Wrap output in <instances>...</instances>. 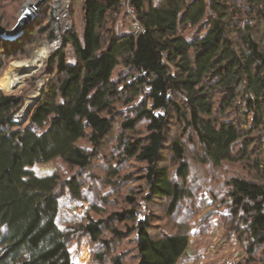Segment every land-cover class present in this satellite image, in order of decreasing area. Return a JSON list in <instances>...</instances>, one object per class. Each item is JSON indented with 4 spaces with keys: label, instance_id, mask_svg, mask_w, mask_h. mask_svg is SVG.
<instances>
[{
    "label": "trees",
    "instance_id": "16d2710c",
    "mask_svg": "<svg viewBox=\"0 0 264 264\" xmlns=\"http://www.w3.org/2000/svg\"><path fill=\"white\" fill-rule=\"evenodd\" d=\"M78 1L83 34L72 24L61 49L49 54L47 64L58 80L31 105L23 124L15 119L24 98L0 89V264H79L69 250L72 234L58 223L59 176H38L31 169L61 159L87 171L93 154L79 143L87 140L98 150L113 130L119 103L139 101L133 118L121 125V162L135 158L146 164L148 201H168L170 215L186 193L172 180L169 164H163V152L170 155L179 179L184 181L190 170L182 137L167 139L171 124L182 128V136L195 133L200 145L195 160L203 165L221 167L238 153L250 161L261 151L253 134L264 130V0H241L244 7L235 0H132L130 6L128 0H71V21ZM48 3L42 5V23L33 21L14 40L0 36V75L15 53L27 56L40 37L56 39ZM128 6L138 30L117 31L110 22ZM4 10L0 3V25L12 30V17ZM193 28L200 31L188 37ZM143 122L145 137L125 142L126 134H135ZM253 145L257 151H249ZM262 165L257 159L255 166L264 173ZM228 185L232 211L246 217L252 247L264 248V183L234 178ZM67 188L81 199L77 179ZM128 202L129 208L107 220L88 218L81 229L108 251L104 231L122 237L114 224L131 222L138 264H179L189 249L188 236L154 237L151 219L138 220L136 200ZM97 258L104 261L103 255ZM111 264L125 260L115 257Z\"/></svg>",
    "mask_w": 264,
    "mask_h": 264
},
{
    "label": "rangeland",
    "instance_id": "374dc122",
    "mask_svg": "<svg viewBox=\"0 0 264 264\" xmlns=\"http://www.w3.org/2000/svg\"><path fill=\"white\" fill-rule=\"evenodd\" d=\"M237 1L235 0V4L239 5L236 6L244 7L241 0ZM38 2L39 0H0L8 15L12 17L9 27L14 28L17 25L23 7ZM133 14L129 6L128 10L121 9L120 13L111 20L110 26L115 25V29L121 32L138 30V24L132 19ZM34 21L41 23L44 21L42 10L40 14H35ZM69 22L71 26L75 25L79 34H83L81 1H78L72 21ZM199 31V28H193L186 34L192 37ZM54 42L40 37L34 46L27 49V56L15 53L14 58L7 63L0 75L2 92L6 95L21 96L25 100V106L18 114L23 112L24 108H28L29 111L43 91L58 80L55 69L47 64L51 55L48 56V52V58L31 72L21 74L22 69L18 66L34 60L40 49L44 52L47 46ZM69 54L73 61L75 59L73 51L71 50ZM121 69L115 73V81L119 79ZM33 71V75L26 76ZM18 86L19 88L14 91ZM137 105L139 101L131 106H124L121 103L117 105L113 130L103 140L98 150H94L93 145L87 140L80 141L79 145L93 154L92 164L87 171L70 167L61 159L37 164L31 169L38 176L57 174L60 178L57 190L60 201L58 223L62 229L72 234L69 247L72 260L79 264H111L113 258L122 256L125 264H138L137 234L133 230L135 228L133 223L114 224L124 234L122 237H116L111 231H104L103 239L110 244L108 251L103 243H94L81 229L82 225L88 223L90 217L96 221L107 220L113 213L129 208L128 199L132 197L136 200L138 220L147 217L151 219L150 232L154 237L188 236L189 249L179 264H264V248L252 247L251 236L244 226L246 217L241 212L238 215L233 213L227 197L230 189L228 183L231 179L239 178L264 183L263 169L255 166L257 159L264 163V130L253 134L255 145L262 147L259 153L253 154L252 160L242 161L238 153L235 154L234 162H226L221 167H214L195 160L200 153V145L195 133L189 130L186 136H182V128L171 124L167 139L182 137L188 148L190 170L184 181L179 179L176 176V167L170 162V155L163 152L165 160L163 164H169L172 180L186 193L175 212L170 215L168 201L164 199L148 201L149 191L144 180L147 174L146 164L135 158L121 162L123 151L120 147V136L123 134L121 125L125 120L133 118V109ZM16 120L21 121L19 116ZM146 126L147 124L143 122L136 127L135 134L127 133L125 142L128 143L131 139L137 141L145 137ZM257 149L258 146L254 148L253 145L249 151H257ZM71 179H77L82 184L81 199H75L69 192L67 183ZM98 255H103L104 261H99Z\"/></svg>",
    "mask_w": 264,
    "mask_h": 264
},
{
    "label": "built area",
    "instance_id": "2783aa9c",
    "mask_svg": "<svg viewBox=\"0 0 264 264\" xmlns=\"http://www.w3.org/2000/svg\"><path fill=\"white\" fill-rule=\"evenodd\" d=\"M41 1V0H39ZM45 0L44 2H46ZM49 1V8L52 10L53 19L55 23V33H56V41L54 44H58V47L56 48V51L62 47V36L71 30V25L69 22V16H70V9H71V0H48ZM44 2L41 3V5L37 6V3L27 4L25 7H23L21 11L22 16L28 9H31L36 15L41 13L42 5ZM132 0H128L129 6L131 4ZM62 26V27H61Z\"/></svg>",
    "mask_w": 264,
    "mask_h": 264
},
{
    "label": "water",
    "instance_id": "95a60500",
    "mask_svg": "<svg viewBox=\"0 0 264 264\" xmlns=\"http://www.w3.org/2000/svg\"><path fill=\"white\" fill-rule=\"evenodd\" d=\"M44 1L45 0L39 1L37 3V6L41 5V3ZM34 18H35V13L31 9H28L19 18L17 25L12 30H7L0 25V36L4 39H7V40H14V39L21 37L27 31V29L31 25V23L34 21ZM33 73H34V71L32 73L27 74L26 76L33 75ZM19 86L14 91H16L19 88ZM25 109H26V113L23 116V118H21V121H17L15 119V121L18 122V124H23L27 120L28 108H25ZM25 109H24V111H25ZM20 114H18L17 116H20Z\"/></svg>",
    "mask_w": 264,
    "mask_h": 264
},
{
    "label": "bare ground",
    "instance_id": "6f19581e",
    "mask_svg": "<svg viewBox=\"0 0 264 264\" xmlns=\"http://www.w3.org/2000/svg\"><path fill=\"white\" fill-rule=\"evenodd\" d=\"M58 47V44H50V46H47V50L46 51H42L41 49L38 51L36 57L34 58V60L25 63L23 65H19L18 68H21L22 70L20 71L21 74L24 73H28L31 72L32 70H34L35 68L39 67L43 62L45 61V59L48 58L47 56V52L48 55L52 54L54 51H56V48ZM30 104V102L28 103V105ZM25 109V108H24ZM26 112H21L19 118H23V116L25 115Z\"/></svg>",
    "mask_w": 264,
    "mask_h": 264
}]
</instances>
